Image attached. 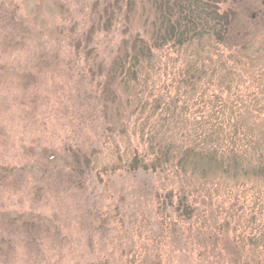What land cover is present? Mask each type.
I'll return each instance as SVG.
<instances>
[{
	"label": "rangeland",
	"instance_id": "obj_1",
	"mask_svg": "<svg viewBox=\"0 0 264 264\" xmlns=\"http://www.w3.org/2000/svg\"><path fill=\"white\" fill-rule=\"evenodd\" d=\"M220 11L232 14L223 44L206 35L174 51L154 47L153 0H0V264L210 263L160 204L186 190L209 231L228 206L204 192L230 176L133 173L126 162L159 150L141 139L161 130V116L172 130L159 143L185 118L218 117L196 144L229 152L234 134L242 147L253 136L264 157V0H226ZM141 40L152 55L140 67ZM251 170L245 262L264 264V184Z\"/></svg>",
	"mask_w": 264,
	"mask_h": 264
},
{
	"label": "trees",
	"instance_id": "obj_2",
	"mask_svg": "<svg viewBox=\"0 0 264 264\" xmlns=\"http://www.w3.org/2000/svg\"><path fill=\"white\" fill-rule=\"evenodd\" d=\"M225 2L226 0H153L154 7L159 12V25L153 34L155 49L164 50L168 48L180 51L200 41L206 35L214 39L215 42L223 44L232 21L231 13L220 11L221 4ZM155 26H157V23ZM140 44L142 45L136 46L137 53L134 52L136 55L134 59L135 64L141 67L143 64L141 60L151 57L152 47L149 48L143 40L140 41ZM135 74L136 71L134 70L133 75ZM163 106L166 105L163 104ZM176 106L174 103L166 107V112L173 113V118L177 114V112H174ZM154 109L159 110L161 108L155 106ZM164 117L161 116L164 125L161 126L160 131L151 132L146 140L143 137L141 139L145 143L144 145L150 143V147H152V143L158 142L156 147L159 150L156 152L153 149L151 153L147 152L141 155L138 153V149H135V155L131 161L126 162L127 171L137 173L140 171L157 172L161 170L167 173L172 168L175 174L179 173V176H181V174L184 175L182 169L189 166L193 167L194 171L200 168L201 172L213 167L216 170H222V174L229 175V180L224 181L223 185H220L219 181L213 182L208 184L209 187L204 192L207 195L206 198L218 196L222 202L221 204L228 206L222 212L225 220L220 221L219 225L215 223V227L209 231L198 226L199 223L194 221L198 214V199L196 200L195 197L192 198L191 195L186 194V190L179 188L178 198L174 190L168 193L160 204L159 213H166L167 209H171L168 215L169 225L184 228L183 236L187 244L190 240L200 239L201 245L199 248L201 253L198 256L199 258H209V264H247L244 249L249 245L252 247L255 245L253 240L247 239V242L244 237L245 201L243 199L248 188V173L251 168L250 175L264 184V157L261 150H259L260 148H254L257 141L252 138L253 136H249L250 141H245V147L238 146V140L242 142L243 138H239L234 134L231 138L234 148L229 152L222 147L212 149L205 145L196 144L198 141L199 143L203 142L201 137L205 133L207 134V131L217 127L219 118L211 117L204 122H192L185 118L178 126H175L182 131V133L177 134L176 139L170 136V139L159 143L160 139L172 130L167 123L168 118ZM201 129L202 131L199 132ZM237 134L239 135V133ZM249 154H254L257 162L255 165L246 164ZM86 162L88 165L90 164L88 159H86ZM237 178L238 181H235L234 179ZM218 197L214 199H218ZM239 210L241 213H239ZM195 229L198 231L197 234L194 232ZM263 241L261 240V243L257 242L262 245L264 250ZM246 243H248L247 246ZM231 254L235 257L228 260ZM140 264L148 263L144 260ZM153 264L162 263L154 262Z\"/></svg>",
	"mask_w": 264,
	"mask_h": 264
}]
</instances>
